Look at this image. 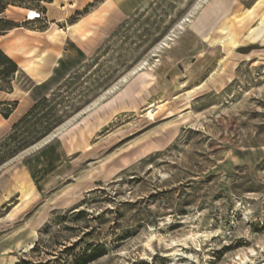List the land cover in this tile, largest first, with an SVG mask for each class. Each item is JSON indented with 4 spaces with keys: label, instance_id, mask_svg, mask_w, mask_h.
<instances>
[{
    "label": "rangeland",
    "instance_id": "1",
    "mask_svg": "<svg viewBox=\"0 0 264 264\" xmlns=\"http://www.w3.org/2000/svg\"><path fill=\"white\" fill-rule=\"evenodd\" d=\"M86 2L2 15L66 17L49 41L86 22L48 82L0 94L34 99L0 114V264H264V0ZM20 174L37 192L17 210Z\"/></svg>",
    "mask_w": 264,
    "mask_h": 264
},
{
    "label": "crops",
    "instance_id": "2",
    "mask_svg": "<svg viewBox=\"0 0 264 264\" xmlns=\"http://www.w3.org/2000/svg\"><path fill=\"white\" fill-rule=\"evenodd\" d=\"M89 1L91 0H87V2ZM53 4L54 3H51L50 5H53ZM49 8L50 7H47L48 13L51 10ZM6 12H9V9H7ZM25 18H26V14H25L24 19ZM65 20H66V17L53 16V17H49V22L43 31L38 32V30H28V29L26 30V28H24L23 26H17L5 34H0V48L4 50L8 56L14 59L20 68L17 75H19V73L26 74L27 76H29L30 80H32V82L38 86L43 85L44 83L48 82L53 77L55 68L58 66V62L60 61V59L64 57V54L67 53L68 46H70L72 42L74 43V40H73L74 37H71L70 35H63V34H61L58 39H55V40L51 39V41H49L50 40L49 32L53 29L54 25L59 26V24H61ZM18 22L19 23L23 22V19ZM59 28L61 27L59 26ZM67 29L68 28H65L63 30H67ZM17 37H21V43L26 47V50L35 49V54H46L45 62L41 66V70L45 74L43 78L39 79L37 77H34L31 73H29L26 69H24L25 67L22 65V63L25 62V60L28 58L27 54L21 53V52H14L10 50V46L15 44L14 41L16 40ZM68 39L71 40V43H68ZM45 44H51L54 47L53 51L44 50L43 47ZM2 93L7 94L8 92H0V94ZM7 100H11V99H7ZM29 100L32 102L31 104H33L34 99L30 98L29 96ZM20 105H21V102L19 103L18 107H20ZM14 114H15V111L8 119H5V120H8V121L11 120Z\"/></svg>",
    "mask_w": 264,
    "mask_h": 264
},
{
    "label": "bare ground",
    "instance_id": "3",
    "mask_svg": "<svg viewBox=\"0 0 264 264\" xmlns=\"http://www.w3.org/2000/svg\"><path fill=\"white\" fill-rule=\"evenodd\" d=\"M108 3V2H107ZM230 2L226 3L225 5H222L221 8V12H218L217 15L215 16V19L219 18L223 15H225L230 8ZM72 6H75L74 4ZM38 17V12L36 10H28L27 13V20H34ZM90 18L94 17V14L89 16ZM214 17V16H213ZM212 17V18H213ZM209 21V20H208ZM86 22V18L79 20L78 22H75L73 24H71L69 26V34L70 35H74V33L77 32H84V23ZM226 29V27L223 28V30ZM54 35H59V31H61V29L57 26L54 25ZM64 34H68V32L64 31ZM87 34L84 33L83 34V38H86ZM235 37V33L233 34L232 40L234 41ZM20 39L17 40V42H14L15 44L10 46V50L14 51V52H24V45L19 41ZM251 40V39H250ZM34 50H31L29 53H33ZM27 71H29L31 74L35 75V76H43V72L41 71V61L40 60H36L35 58H30L29 59V64L27 65H23ZM23 71V70H22ZM21 92L18 88H16L15 91H12L9 93V95H14L16 93ZM27 94V93H26ZM27 97V95H26ZM22 101V104L20 105V107L17 108V110H15V116L14 118H12L13 120H16L20 115H22L25 112V108L27 106H29L30 104V100L29 98ZM152 115V114H151ZM17 192H21L22 194V203L16 208L17 210L19 208H23L28 206L31 201L34 199L35 195H36V186L35 183L31 180L28 179L27 176H25L24 174H20L19 177L17 178V182H16V186L15 189L11 190L8 192L9 197H14L16 195ZM16 210V211H17ZM15 214L14 212H12L9 217H14Z\"/></svg>",
    "mask_w": 264,
    "mask_h": 264
},
{
    "label": "trees",
    "instance_id": "4",
    "mask_svg": "<svg viewBox=\"0 0 264 264\" xmlns=\"http://www.w3.org/2000/svg\"><path fill=\"white\" fill-rule=\"evenodd\" d=\"M20 6L24 7V0H0V23L3 24V28L0 29V34H5L7 31H10L17 27V23L3 19L2 15L5 13L7 8L10 6ZM20 68L17 62L8 56L4 50L0 48V92H12L13 91V82L16 79V76ZM48 101L47 97H43L40 101L33 105L31 110L27 112L18 122L13 125V128H17L24 120L32 114V112L42 103ZM19 105L18 101H0V114L8 119L13 112L17 109ZM5 107V109L3 108ZM59 119H56L54 122H58ZM52 125L49 124V127ZM14 152V150H12ZM12 151H8L9 154Z\"/></svg>",
    "mask_w": 264,
    "mask_h": 264
},
{
    "label": "built area",
    "instance_id": "5",
    "mask_svg": "<svg viewBox=\"0 0 264 264\" xmlns=\"http://www.w3.org/2000/svg\"><path fill=\"white\" fill-rule=\"evenodd\" d=\"M41 17H42V13H41V12H38V17H37L36 19H34V20H30V21H36V20H38V19H41Z\"/></svg>",
    "mask_w": 264,
    "mask_h": 264
},
{
    "label": "water",
    "instance_id": "6",
    "mask_svg": "<svg viewBox=\"0 0 264 264\" xmlns=\"http://www.w3.org/2000/svg\"><path fill=\"white\" fill-rule=\"evenodd\" d=\"M50 136H48V138H49Z\"/></svg>",
    "mask_w": 264,
    "mask_h": 264
}]
</instances>
